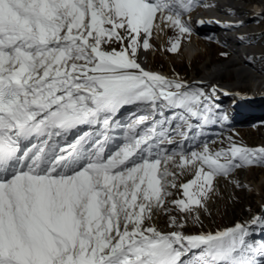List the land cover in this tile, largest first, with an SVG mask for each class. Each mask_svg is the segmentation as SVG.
I'll list each match as a JSON object with an SVG mask.
<instances>
[{
	"label": "snow or ice",
	"instance_id": "snow-or-ice-1",
	"mask_svg": "<svg viewBox=\"0 0 264 264\" xmlns=\"http://www.w3.org/2000/svg\"><path fill=\"white\" fill-rule=\"evenodd\" d=\"M215 7L0 0V264H264V204L215 230L202 218L221 181L248 188L238 174L264 168V146L225 131L216 83L140 55L178 54L194 15Z\"/></svg>",
	"mask_w": 264,
	"mask_h": 264
},
{
	"label": "rangeland",
	"instance_id": "rangeland-1",
	"mask_svg": "<svg viewBox=\"0 0 264 264\" xmlns=\"http://www.w3.org/2000/svg\"><path fill=\"white\" fill-rule=\"evenodd\" d=\"M233 9L232 13L236 14V12H233ZM206 14L209 13L206 12ZM240 16L242 18L247 17L246 19H250V17L253 19L250 25H254L257 28L256 34H254L255 39L261 42V45L264 47V0L247 1L245 10ZM196 20L198 18H195L194 15L193 25L202 30L198 34L193 32L190 39L183 42L178 54L167 53L162 50L147 52L150 60L155 59L154 62L156 61L165 66L170 75L179 73V75H182V78L189 81L199 79L200 75L196 74V70L200 69L199 63L203 59L210 60V63H218L225 58L220 55L221 52H230L225 45L218 43L221 35L226 32L221 33L218 27L212 24L197 25L195 23ZM243 34L245 36L250 35L247 32ZM194 40L202 41L203 45H196ZM154 41L158 45V48L162 45L159 43L160 39L157 35H154ZM200 51L206 52L209 54V57H200L201 61L193 64L194 53H199ZM259 62L264 66V59H260ZM148 69L150 68L148 67ZM255 90L256 88L252 84H240L230 90L228 95H225L222 91L217 94V103H219L222 111L229 117L225 125V131L227 133H235L234 138L238 142L250 147L264 146V95L260 97ZM123 114L124 112L121 113V115ZM207 131L215 133L221 131V129L219 126H213L207 129ZM214 138L213 136H209L210 140ZM237 178L242 184H247L248 188L235 189L231 185L221 181L218 185L221 196L210 202L209 210L211 215L202 217L207 229L215 230L219 227L231 226L235 221L245 220L252 214L261 211L260 206L264 204V168L253 167L250 170H242ZM233 196L236 199H232ZM160 226L164 227L163 220L160 221ZM186 231H197V228L194 225H189ZM254 238L264 239V233H259Z\"/></svg>",
	"mask_w": 264,
	"mask_h": 264
},
{
	"label": "bare ground",
	"instance_id": "bare-ground-1",
	"mask_svg": "<svg viewBox=\"0 0 264 264\" xmlns=\"http://www.w3.org/2000/svg\"><path fill=\"white\" fill-rule=\"evenodd\" d=\"M247 1L249 0H208V2L216 4L217 7L210 11L204 10V12H198L196 15L198 19L203 17L204 19L220 18L221 20L229 21L242 20L243 24L233 28H228L221 27L213 23L212 25L215 27L217 26L221 33L226 32L221 35L218 43H222L229 49V56L218 63H210L211 61L208 59H203L202 62H200V57L202 58L209 55L206 52L200 51L199 53H194L192 62L193 64L200 62V69H195L197 72L196 74L200 76L199 79L198 77L196 78L198 80H204L205 82L210 81L216 83L223 90V93H228L240 84H252L255 86L257 94L260 97H263L264 66L259 62V57L264 54V47L261 45V42L255 39L254 34H256L257 28L254 25H250L253 19L251 17L250 19H246L247 17L242 18L240 16L245 10V4ZM232 9L234 10L233 12H236V14L232 13ZM206 12L209 14H206ZM193 27L196 34L202 30L197 26L193 25ZM244 32H247L250 35L245 36V34H243ZM155 35L159 37V43L166 47L171 32L165 30L164 32L156 33ZM241 36L244 37L243 40L239 39ZM194 42H196V45H203L202 41L194 40ZM153 43L158 47L154 39ZM140 55L141 60L143 61V66L155 69L163 74L170 75V72L165 66L156 61L154 62L155 59L150 60L147 53L142 51ZM249 56L258 57V59H255L253 62H249L247 59ZM180 77H182V75H180Z\"/></svg>",
	"mask_w": 264,
	"mask_h": 264
}]
</instances>
